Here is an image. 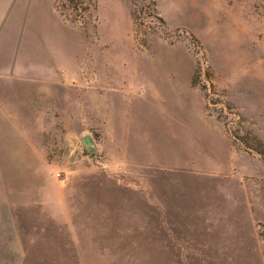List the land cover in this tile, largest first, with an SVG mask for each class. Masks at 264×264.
<instances>
[{
  "label": "rangeland",
  "instance_id": "obj_1",
  "mask_svg": "<svg viewBox=\"0 0 264 264\" xmlns=\"http://www.w3.org/2000/svg\"><path fill=\"white\" fill-rule=\"evenodd\" d=\"M27 3L0 23V264H264V0ZM199 115L238 152L229 250L203 256L195 216L173 254L134 255L105 124L164 158Z\"/></svg>",
  "mask_w": 264,
  "mask_h": 264
},
{
  "label": "crops",
  "instance_id": "obj_2",
  "mask_svg": "<svg viewBox=\"0 0 264 264\" xmlns=\"http://www.w3.org/2000/svg\"><path fill=\"white\" fill-rule=\"evenodd\" d=\"M27 2L0 0V23L9 14L23 16ZM198 117L200 120L184 119L189 142L168 158L155 157L151 149L146 154L143 145L136 148L121 137L118 139L105 124L106 154H110L109 160L118 156L120 177V199L110 203L114 209L110 215L118 217L122 226H136V235L141 236L136 239L134 255L173 254L170 251L175 250L174 226L197 224L195 216L203 218V256L223 255L222 251L229 250L226 243L232 239L225 237L223 226L234 223L230 214L234 201L233 193L230 191L229 198L224 184L238 183V172L234 173L238 152L234 153L220 124L204 115ZM192 125L196 127L191 128ZM195 183L199 189L193 186ZM222 202L226 207L220 212L218 203ZM194 209L200 212H193Z\"/></svg>",
  "mask_w": 264,
  "mask_h": 264
},
{
  "label": "water",
  "instance_id": "obj_3",
  "mask_svg": "<svg viewBox=\"0 0 264 264\" xmlns=\"http://www.w3.org/2000/svg\"><path fill=\"white\" fill-rule=\"evenodd\" d=\"M80 145L83 148L84 151L88 152L90 149L93 148V143L91 139L88 136H83L80 139Z\"/></svg>",
  "mask_w": 264,
  "mask_h": 264
}]
</instances>
